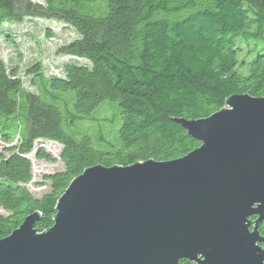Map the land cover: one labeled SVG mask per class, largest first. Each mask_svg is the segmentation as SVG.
Wrapping results in <instances>:
<instances>
[{
    "label": "trees",
    "instance_id": "obj_1",
    "mask_svg": "<svg viewBox=\"0 0 264 264\" xmlns=\"http://www.w3.org/2000/svg\"><path fill=\"white\" fill-rule=\"evenodd\" d=\"M90 1L0 0V36L12 46L16 38L3 25L24 18L55 19L76 35L64 43L45 28L54 54L73 58L61 65V76H45L40 60L23 69L0 57V209L6 212L0 239L34 212L40 214L35 229H49L58 198L85 168L182 157L200 142L179 120L206 118L231 95L264 97V54L249 59L247 49L252 42L264 45V0H106L103 16L63 6ZM65 93H72L70 111ZM43 98L63 103L65 115ZM103 102L115 108L112 117H99V123L118 124L112 136L99 129L95 141L88 135L76 140L65 132L64 125L92 119ZM47 141L60 146L56 156ZM30 155L58 158L62 169L36 177ZM29 185L47 190L36 195ZM257 231L264 238V219Z\"/></svg>",
    "mask_w": 264,
    "mask_h": 264
},
{
    "label": "water",
    "instance_id": "obj_2",
    "mask_svg": "<svg viewBox=\"0 0 264 264\" xmlns=\"http://www.w3.org/2000/svg\"><path fill=\"white\" fill-rule=\"evenodd\" d=\"M179 123L197 148L85 168L49 229H35L34 212L0 239V264H264V97L231 95L210 116Z\"/></svg>",
    "mask_w": 264,
    "mask_h": 264
},
{
    "label": "rangeland",
    "instance_id": "obj_3",
    "mask_svg": "<svg viewBox=\"0 0 264 264\" xmlns=\"http://www.w3.org/2000/svg\"><path fill=\"white\" fill-rule=\"evenodd\" d=\"M32 2L43 3L44 0H30ZM67 8H73L81 14H88L94 16H103L104 13L107 11L106 7V0H91L90 2L84 3H67L63 5ZM7 27L5 29L10 30L16 38V44L10 45L6 43L3 38L0 36V57L8 60V65L19 63L20 66L24 69L27 66L33 64L35 61L40 60L41 63L44 65V73L45 76L62 75L61 73V65L66 62L73 60L72 57L69 56H61L55 55L54 50L55 46L53 43H48L45 41V28H49V30L55 35L56 38L62 40V42H68L74 38L76 35L72 31L71 28L64 25L62 22H59L55 19H44V18H24L21 23L17 24H10L5 23L3 25ZM249 51L248 57L252 59L256 54L261 53L264 54V45L262 43H251L249 44L248 48ZM246 48H244V51ZM82 64H88L87 61L78 60ZM53 69H52V68ZM25 77V76H24ZM23 85L26 90L36 91L35 86H31L29 78H23ZM66 94V108L70 111L72 109V93H65ZM251 96V95H250ZM253 97V96H252ZM44 101L54 104L60 108L62 113L65 115L63 103L59 105L58 103L51 102L49 99L43 98ZM115 114V108L112 104L108 102L101 103L100 106L95 108L93 111L90 112L92 119L90 120H83L74 124V126L69 127L64 125L63 129L65 132L71 136H73L76 140L82 135L91 136L93 141L99 135V129L103 131L102 134L108 133L109 136H112V132L116 130V125H108L99 123V117L108 118L112 117ZM94 119H97L94 121ZM3 143L0 140V151H2ZM47 144L53 145L55 150V155L58 154L60 146L53 142L47 141ZM96 146L95 144H93ZM6 154V153H5ZM31 160V170L33 175L36 177H40L45 173H53L62 169V164L56 158L54 162H48L43 160H37L32 155H30ZM33 185H29L30 191L33 189ZM40 193L36 195H42L46 192V188L40 189ZM0 214H6V212L0 209Z\"/></svg>",
    "mask_w": 264,
    "mask_h": 264
},
{
    "label": "bare ground",
    "instance_id": "obj_4",
    "mask_svg": "<svg viewBox=\"0 0 264 264\" xmlns=\"http://www.w3.org/2000/svg\"><path fill=\"white\" fill-rule=\"evenodd\" d=\"M45 188V187H36V189H33L32 191L35 192L36 194L40 193V189Z\"/></svg>",
    "mask_w": 264,
    "mask_h": 264
},
{
    "label": "flooded vegetation",
    "instance_id": "obj_5",
    "mask_svg": "<svg viewBox=\"0 0 264 264\" xmlns=\"http://www.w3.org/2000/svg\"><path fill=\"white\" fill-rule=\"evenodd\" d=\"M262 243H263V242L259 243V246H260V247H261ZM262 249L264 250V248H262ZM182 260H184V259H182ZM182 260L179 262V264L182 262Z\"/></svg>",
    "mask_w": 264,
    "mask_h": 264
},
{
    "label": "built area",
    "instance_id": "obj_6",
    "mask_svg": "<svg viewBox=\"0 0 264 264\" xmlns=\"http://www.w3.org/2000/svg\"><path fill=\"white\" fill-rule=\"evenodd\" d=\"M34 176H35V175H34ZM33 189H36V187H33ZM33 189H32V190H33Z\"/></svg>",
    "mask_w": 264,
    "mask_h": 264
}]
</instances>
